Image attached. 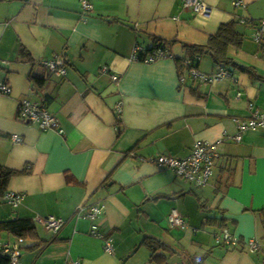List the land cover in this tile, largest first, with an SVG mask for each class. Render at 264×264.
Masks as SVG:
<instances>
[{
    "label": "crops",
    "instance_id": "crops-1",
    "mask_svg": "<svg viewBox=\"0 0 264 264\" xmlns=\"http://www.w3.org/2000/svg\"><path fill=\"white\" fill-rule=\"evenodd\" d=\"M86 1L90 12L80 0H0V81L12 90L0 97V166L26 171L8 182L6 191L23 198L15 209L0 198V221L30 220L39 238L24 240L20 264H188L189 257H205L206 264H262L264 127L244 130L238 142L234 136L252 110L264 113V80L230 68L231 76L213 84H183L174 62L183 55L180 44L171 48L173 58L143 62L132 55L135 46L151 49L153 37L204 45L220 24L233 21L243 42L229 46L227 55L264 77L254 27L240 22L264 19V0H240L237 8L236 0H203L209 8L204 15L183 9L179 0ZM56 56L64 58L63 77L48 75L41 65ZM218 68L208 56L199 59L201 73ZM22 98L43 104L62 133L19 121ZM14 135L22 142H13ZM195 141L214 144L218 155L203 187L151 161L183 158ZM97 203L104 214L95 223L111 239L112 253L89 233L86 210ZM172 209L185 228L169 226ZM47 216L64 221L55 235L40 223ZM221 229L240 244L216 243ZM145 237L166 247L152 253ZM16 240L0 233V249ZM249 240L258 241L261 251L249 253Z\"/></svg>",
    "mask_w": 264,
    "mask_h": 264
},
{
    "label": "built area",
    "instance_id": "built-area-1",
    "mask_svg": "<svg viewBox=\"0 0 264 264\" xmlns=\"http://www.w3.org/2000/svg\"><path fill=\"white\" fill-rule=\"evenodd\" d=\"M28 1V0H24ZM180 5L183 9L191 10L194 14H207L209 8L203 0H179ZM81 9L84 12H90L93 7L86 0H80ZM243 6V2L240 0L234 1V7ZM241 23H247L246 20H241ZM264 35V19L259 20L254 27V32L251 36L252 40L259 43L262 36ZM145 50L140 46H135L133 50L132 59L140 60V55L145 54ZM160 58H166V54L160 50H155L152 54L146 55L142 61L143 62H153ZM41 65L45 68L46 72L50 76L63 77L66 74L65 61L62 56H56L51 59L41 61ZM100 71L102 73H107L108 68L102 66ZM231 76V73L224 68H218L215 72L211 74H204L197 70H191L189 77L192 80L198 81L203 84H213L224 78ZM112 81L116 82L118 77L114 74H110ZM184 76L180 77V82H184ZM11 86L6 81H0V97H8L11 95ZM121 112V104L118 103L114 107V113L117 116ZM17 119L21 122H26L36 125L40 130H51L56 129L58 133H62L59 128L57 118L51 114L46 107L37 102L30 101L27 98H22L18 101L17 105ZM264 127V113L258 110H252L250 118L246 121H242L238 124L239 132L234 136L235 141H240L241 132L246 129H255ZM12 141L15 143L22 142L20 136L14 135L11 137ZM218 155L216 153V147L214 144L202 141H195L187 156L183 158H175L172 156H157L151 161L156 166L158 170L161 169H171L175 175L192 184L194 187L205 186L212 174L215 166V161ZM22 194L13 191H6L2 199L9 204L12 208H17L22 201ZM83 208H80V211ZM104 214V205L102 203H97L91 205L86 210V217L92 223L89 233L97 238L102 239L103 250L106 253H112L113 245L110 238H103V236L98 232L97 225L95 221ZM168 222L170 227L175 228H185L186 223L184 218L178 213L176 209H172L168 215ZM42 227L52 234H57L64 225V221L60 218H55L53 216H47L41 220ZM215 241L218 244H222L229 248H236L240 242L234 238L228 230L221 229L215 235ZM22 239H18L13 246H4L2 252L10 257L11 264H20L19 256L20 249L19 245L22 243ZM245 246L249 253H258L261 251V245L258 241L249 240L245 242ZM69 264H80L78 260H73ZM262 264H264V257L262 258Z\"/></svg>",
    "mask_w": 264,
    "mask_h": 264
},
{
    "label": "trees",
    "instance_id": "trees-1",
    "mask_svg": "<svg viewBox=\"0 0 264 264\" xmlns=\"http://www.w3.org/2000/svg\"><path fill=\"white\" fill-rule=\"evenodd\" d=\"M239 23V22H238ZM247 26L255 27V22L251 21L250 23H244ZM237 22L230 21L228 23L220 24L212 36L209 37L208 41L204 45H194V44H186L180 43L175 39L164 40L161 38L153 37V46L149 50H145V54L140 55V60L148 55L152 54L155 50H160L166 54V58H173L171 54V48L180 44L183 50V55L181 57H174V62L176 63L178 72H179V80L181 76H184L185 80L183 84L186 83L187 79H190L189 73L191 70L198 71L199 59L203 56H208L212 60V62L218 66L219 68H224L228 72H232L230 68H235L240 70L241 72L247 73L249 76L256 80H264V77L257 75L256 71L252 67H244L235 63L228 55L227 49L229 46H234L239 48L243 42V35L237 31L236 29ZM258 50L261 58L264 60V43L263 36L258 43ZM36 86L41 90L42 88V80L38 79L35 81ZM26 171H15L8 169L6 167L0 166V198H2L3 194L6 192L8 182L10 179L16 175L25 173ZM217 221L215 219L207 220L208 224H215ZM9 232L14 237L18 239L24 240H33L37 241L38 235L33 227V224L30 220L27 219H12L7 221H0V233ZM55 235V234H54ZM16 240V241H17ZM55 239H51L47 242L41 241L39 246L43 248L50 242H54ZM20 243V246L23 244ZM152 253L155 252L157 248L166 247L165 244L160 241L145 237L142 241ZM188 264H206L205 257L201 258H192L189 257L187 259ZM0 264H11L10 257L2 252L0 249Z\"/></svg>",
    "mask_w": 264,
    "mask_h": 264
}]
</instances>
